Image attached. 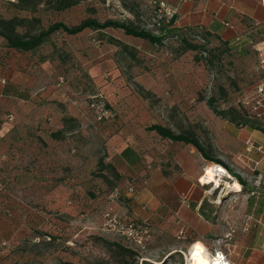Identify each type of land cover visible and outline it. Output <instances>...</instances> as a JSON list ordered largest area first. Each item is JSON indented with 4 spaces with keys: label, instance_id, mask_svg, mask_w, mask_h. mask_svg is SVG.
Here are the masks:
<instances>
[{
    "label": "crops",
    "instance_id": "obj_1",
    "mask_svg": "<svg viewBox=\"0 0 264 264\" xmlns=\"http://www.w3.org/2000/svg\"><path fill=\"white\" fill-rule=\"evenodd\" d=\"M46 1L31 13L17 9L16 0H0V15L38 18L45 28L57 22V13L58 21L67 25L90 16L83 2L57 12ZM144 1L148 0L140 3ZM160 1L177 8L174 27L179 32L205 33L214 46L222 41L234 63H244L247 97L258 98L259 88L264 93V8L259 0ZM110 37L128 49L110 44ZM171 57L164 48L117 29L55 33L29 52L4 47L0 52V155L6 157L8 147L21 149L17 157L22 161L28 150L56 146L51 154L59 163L68 162L70 173L75 171L73 165L88 171L102 159L124 183L123 195L129 198L126 206L131 212L127 216L149 220L156 234L178 235L185 229L180 244L198 241L209 255L218 249L215 239L234 227L230 246L220 247L230 263L264 264L262 188L257 196L245 192L244 223L233 217L228 220L218 210L211 219L201 208L207 195L198 179L212 163L193 146L161 139L147 130L154 124L175 132L189 126L212 147L214 157L240 177L255 181L264 175V124L262 128L237 125L215 114L201 93L209 77L204 64L190 52ZM78 73L84 77V88L92 92L77 97L68 87H55L60 76ZM140 89L149 95L141 96ZM98 91L115 113L113 120L96 123L92 119L83 98ZM53 100L64 107L51 106ZM9 114L14 115L13 122L6 120ZM64 118L74 119L76 127L62 140L52 139V133L63 130ZM17 176L24 177L23 173ZM75 177H65V186L75 187ZM239 191L244 193L241 185ZM110 207L122 209L117 204Z\"/></svg>",
    "mask_w": 264,
    "mask_h": 264
},
{
    "label": "rangeland",
    "instance_id": "obj_2",
    "mask_svg": "<svg viewBox=\"0 0 264 264\" xmlns=\"http://www.w3.org/2000/svg\"><path fill=\"white\" fill-rule=\"evenodd\" d=\"M142 4L146 5L145 15L148 16L150 9L146 1L83 0L85 11L90 16L99 20L130 19L139 26L144 24L138 18ZM90 9H93L92 12ZM62 20L70 22L69 17H62ZM174 47L176 43L171 40L163 48L174 57ZM188 52L193 53L194 58L197 55L196 52ZM210 58L214 71L210 73L206 69L209 77L201 93L206 97L215 96L219 104L251 101L244 91L248 86L244 63H234L228 53L213 52ZM65 79L67 84L63 88H57L56 84L55 87L59 90L68 87L66 89L77 97L92 92L89 87L84 88L81 73L67 74ZM95 94H100L106 102V96L101 91L89 93L88 97ZM88 97L83 98L84 101L87 102ZM51 103L56 109L64 107L61 104L58 106L57 100ZM190 129L187 126L184 131ZM55 148L28 150L29 155L22 161L14 159L12 162L7 156L3 158L0 155V264H143L144 261L146 264H187L191 246L181 245L179 234H156L152 228L150 239L143 248L135 247L121 236L104 217L106 209L112 204L122 208L121 211L111 208L121 221L138 224L146 221L127 216L131 212L126 206L129 198L123 195L124 183L115 177L113 171H105L106 178L102 177L97 164L88 171L79 164L73 165L75 171L70 173L69 163H59L57 157L51 154ZM18 173H23L24 177L19 178ZM71 174L76 176L75 187L63 183V179ZM228 174L222 176L218 187L198 181L207 195L201 208L211 219L214 218L212 213L218 210L226 219L233 217L234 221L237 219L242 224L247 195L225 187V181L238 183ZM241 177L245 179L247 188L254 187L253 179L244 175ZM114 187L119 190L120 197L109 202ZM166 255L172 256L166 258Z\"/></svg>",
    "mask_w": 264,
    "mask_h": 264
},
{
    "label": "trees",
    "instance_id": "obj_3",
    "mask_svg": "<svg viewBox=\"0 0 264 264\" xmlns=\"http://www.w3.org/2000/svg\"><path fill=\"white\" fill-rule=\"evenodd\" d=\"M41 1L42 0H16L15 7L19 10H27L31 13H34ZM82 2L83 0H47L45 3L59 12L62 10H66L72 6L78 5ZM147 2L150 9L148 13L149 15H145V12L147 10L145 9L146 5L143 4L141 5L138 13V18H141L144 22V24L141 26L131 21L130 19L120 21L112 18H107L104 20H99L96 17L89 16L81 20L76 25H67L60 21H57L45 28L41 27L40 20L38 18L26 19L18 16L4 18L0 15V39L3 43V45H0V52L3 51L4 47L20 52L33 51L47 42L53 34L59 32L65 33L66 35H76L85 29L96 31L105 29H117L121 30L126 36L145 40L151 45L157 46L158 48H163L167 42L174 40L176 43V47L172 49V54L174 56L173 58H177L188 51L196 52L197 55L195 56V60L201 61L210 73H213L214 71L213 61L210 58L211 53L217 52L219 54H230V49L227 48L222 41H218V45L214 46L211 44L208 35L205 33L196 32L193 30H185L183 32H179L174 27L176 17L169 21H162L158 27L155 26V24H153L155 9L150 5V0H148ZM92 10L93 9H90L91 12ZM108 42L110 44L120 46L123 50L128 49L126 45H122L120 41L111 37L108 39ZM140 94L143 97H147L149 95V93L144 92L141 89ZM206 104L215 114L237 125H250L255 128L263 127L264 115L257 113L251 107L246 106L243 102L235 101L234 104H219L217 98L211 95L209 97H206ZM63 125V130L57 131L50 135L52 139L62 140L65 137V134L68 133V131L73 130L76 127V123L72 118H64ZM147 130L150 132H154L161 139L173 143H183L185 145L193 146L203 157V159L208 163H212L213 165H220L224 169H226L229 174L233 176L234 179L241 185V191L250 193V196L251 193L255 191L253 189L247 188L246 182L239 175L229 169V167L222 161L214 157V155L212 154V147L209 144L203 143L192 129H190L191 131L189 130L175 132L172 131L169 127L154 124L147 127ZM41 143L45 147V143L43 141H41ZM40 149H42V146L40 147ZM4 153L6 154L7 159L11 160L12 162L14 161V159L21 161V157H17V154H21V149L8 147L4 150ZM97 166L102 177L106 178V174H104L105 171H113V174L117 178L112 166L110 164L104 163L102 159L98 161ZM114 189H117V187H114L113 190ZM108 209H106L105 212H112L111 208ZM140 223L136 224L147 225L150 230H152L153 228L149 220L142 222L140 221ZM195 242L196 241H193L189 243V245L191 246ZM170 256L172 255H166V258H169ZM145 262L146 261H144L143 264H146Z\"/></svg>",
    "mask_w": 264,
    "mask_h": 264
},
{
    "label": "built area",
    "instance_id": "obj_4",
    "mask_svg": "<svg viewBox=\"0 0 264 264\" xmlns=\"http://www.w3.org/2000/svg\"><path fill=\"white\" fill-rule=\"evenodd\" d=\"M9 2H15V0H5ZM260 4L264 8V0H259ZM150 5L154 7L155 17L153 19V24L159 26L162 21H169L176 17L177 8L171 7L164 1L160 0H150ZM66 84V79L64 76H60L56 81L57 88H63ZM258 98L252 99L251 101L243 102L246 106L251 107L257 113L264 115V93L263 89H257ZM86 106L90 111L91 117L96 123H102L106 120H113L115 113L112 109L108 108L105 99L100 94L91 95L88 97ZM8 122L14 121V115L9 114L6 116ZM200 182V178L198 179ZM255 191L251 193V196L260 195V189L262 188L264 195V175L258 176L254 181ZM132 190V188L130 189ZM120 197V192L118 189L114 191L109 196V202L117 201ZM104 217L107 218L108 224L113 226L121 236L130 241L135 247L143 248L147 241L150 239L151 230L147 225H137L133 221H121L115 214L110 211L105 212ZM236 229L230 227L229 230L222 236L215 239V244L218 247L214 250L210 257L213 261H217L220 264H231L227 258V255L220 249V247L230 246V242L235 234ZM179 238L183 239L185 236V229L179 232Z\"/></svg>",
    "mask_w": 264,
    "mask_h": 264
},
{
    "label": "bare ground",
    "instance_id": "obj_5",
    "mask_svg": "<svg viewBox=\"0 0 264 264\" xmlns=\"http://www.w3.org/2000/svg\"><path fill=\"white\" fill-rule=\"evenodd\" d=\"M226 174L228 173L220 165H212L200 176V182L203 184L213 183L215 187H218L221 184L222 176ZM224 185L227 189H240V185L236 182L230 184L225 181ZM208 253L204 245L196 241L191 245L187 254V264H220L213 261Z\"/></svg>",
    "mask_w": 264,
    "mask_h": 264
}]
</instances>
